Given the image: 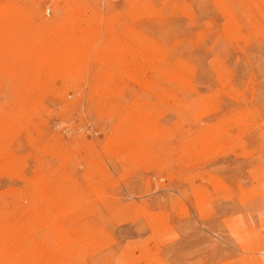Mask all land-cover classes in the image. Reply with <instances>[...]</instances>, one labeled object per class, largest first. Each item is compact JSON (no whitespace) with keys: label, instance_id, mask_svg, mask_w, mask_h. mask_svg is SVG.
Wrapping results in <instances>:
<instances>
[{"label":"rangeland","instance_id":"rangeland-1","mask_svg":"<svg viewBox=\"0 0 264 264\" xmlns=\"http://www.w3.org/2000/svg\"><path fill=\"white\" fill-rule=\"evenodd\" d=\"M0 264H264V0H0Z\"/></svg>","mask_w":264,"mask_h":264},{"label":"bare ground","instance_id":"bare-ground-1","mask_svg":"<svg viewBox=\"0 0 264 264\" xmlns=\"http://www.w3.org/2000/svg\"><path fill=\"white\" fill-rule=\"evenodd\" d=\"M17 241H19V240H17ZM20 242V241H19ZM25 243V242H24ZM15 244V243H14ZM17 244H19V243H17ZM18 247H19V245H18ZM81 263V262H80Z\"/></svg>","mask_w":264,"mask_h":264}]
</instances>
